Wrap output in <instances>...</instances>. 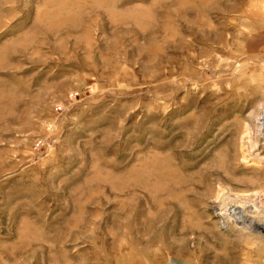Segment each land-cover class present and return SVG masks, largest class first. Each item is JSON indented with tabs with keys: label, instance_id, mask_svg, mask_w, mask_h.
Masks as SVG:
<instances>
[{
	"label": "rangeland",
	"instance_id": "rangeland-1",
	"mask_svg": "<svg viewBox=\"0 0 264 264\" xmlns=\"http://www.w3.org/2000/svg\"><path fill=\"white\" fill-rule=\"evenodd\" d=\"M264 0H0V264H264Z\"/></svg>",
	"mask_w": 264,
	"mask_h": 264
},
{
	"label": "bare ground",
	"instance_id": "bare-ground-1",
	"mask_svg": "<svg viewBox=\"0 0 264 264\" xmlns=\"http://www.w3.org/2000/svg\"><path fill=\"white\" fill-rule=\"evenodd\" d=\"M259 122L262 123V124L264 123V112L261 113V116L259 118Z\"/></svg>",
	"mask_w": 264,
	"mask_h": 264
}]
</instances>
